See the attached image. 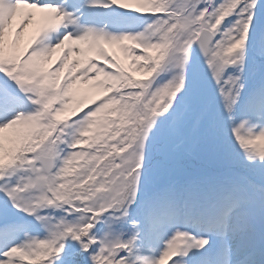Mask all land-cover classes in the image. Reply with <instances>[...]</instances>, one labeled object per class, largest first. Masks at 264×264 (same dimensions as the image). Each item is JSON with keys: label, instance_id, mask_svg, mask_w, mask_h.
Wrapping results in <instances>:
<instances>
[{"label": "snow or ice", "instance_id": "1", "mask_svg": "<svg viewBox=\"0 0 264 264\" xmlns=\"http://www.w3.org/2000/svg\"><path fill=\"white\" fill-rule=\"evenodd\" d=\"M0 264H264V0H0Z\"/></svg>", "mask_w": 264, "mask_h": 264}]
</instances>
